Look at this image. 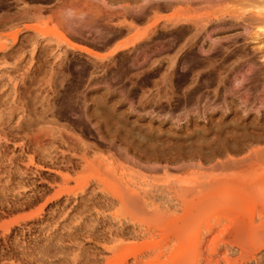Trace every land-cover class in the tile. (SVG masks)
<instances>
[{
  "label": "rangeland",
  "instance_id": "rangeland-1",
  "mask_svg": "<svg viewBox=\"0 0 264 264\" xmlns=\"http://www.w3.org/2000/svg\"><path fill=\"white\" fill-rule=\"evenodd\" d=\"M173 1L158 14H225L203 21L194 37L195 30L184 25L160 28L162 38L142 39L120 56L138 64L131 80L117 82L115 65L88 74L75 106L93 111L104 105L118 121L100 127L91 120V133L77 125V115L65 119L55 111L66 85L58 87L62 77L50 71L58 56L63 62L54 71L74 63L92 65L89 54L64 51L58 6L70 7L72 0H9L11 12L25 6L42 12L40 20L11 26L2 24L6 15L0 12V45L8 46L0 51V98L5 100L0 131H21L15 139L0 140V264H122L136 258L138 264H264V8L258 10L253 0ZM88 4L119 9L129 4L139 10L125 1ZM154 11L127 19L143 30ZM25 24L42 27L49 40L33 49L27 39L35 33ZM181 30L185 36L169 45ZM65 32L99 54L133 34L126 30L114 44L102 46L90 31L76 37ZM189 38L191 52H179ZM193 55L214 60L217 68L203 71L201 91L188 102L192 88L179 86L170 66L182 71V58ZM13 100L24 107L7 121L6 106ZM47 106L55 112L40 118ZM23 117L34 119L24 121V130L16 128ZM60 132L76 138L70 141L75 167L62 169L72 177L71 192L46 202L57 189L48 182L60 178L44 168L45 153L67 148ZM35 189L45 194L28 202Z\"/></svg>",
  "mask_w": 264,
  "mask_h": 264
},
{
  "label": "bare ground",
  "instance_id": "bare-ground-1",
  "mask_svg": "<svg viewBox=\"0 0 264 264\" xmlns=\"http://www.w3.org/2000/svg\"><path fill=\"white\" fill-rule=\"evenodd\" d=\"M21 0H18V2ZM40 1V0H35ZM42 1H51V0H42ZM125 1L133 3L138 5L139 10L130 9L129 4L127 5H121L120 9L117 7H111L109 6H97V7H91L88 2L89 0H72L71 4H68L70 7H67V5H64L60 3L58 6L59 11H61V16L58 19L57 26L63 27L64 31H61V36L66 41V47H65V53L67 52H83L89 54V56L92 59V65L87 66L86 64H78L74 63L71 66H68L66 71H54L58 65H61L63 62V56H58L59 62L56 63V66H51L50 71L54 73H58L60 77H62L61 81L58 84V87H62L63 84H66L64 89L62 90V95L60 96V106L55 110L57 111L58 115L61 118L69 119L70 115H77L78 119L76 120L77 125H79L82 129L86 130L88 133H91L92 130L90 128L89 122L91 120L97 119L96 121L101 127V125L105 124L106 126L110 122L117 123V119L114 115H110L107 113V109L104 105L97 106L93 109V111L89 110L90 106H87V109H83L84 111H81L80 108L77 109L74 102H77V100H74V96H76L79 92H81L80 88L83 85V81L85 77L88 74H94L97 71H102L109 69L111 65H115L117 67V71L115 73L114 79L117 82H122L125 78L132 79V71L134 67L138 66L136 64L135 60H130L126 57L120 58V56L124 52H128L130 50H135L138 44L142 39L150 38L153 35L158 38L164 37V33L160 32V28L162 29H168L169 31H172L174 27H183L184 25L191 26L195 30V33L193 34V37L198 34L200 31V24L203 21H208L210 19L214 18H220L225 12L223 10H219L216 12L208 13L203 16L195 17L190 16L187 14H183L182 10H179V12H176L172 16H165V15H159L158 12L162 9H168L172 8L175 4L173 0H115L116 3ZM254 2H258V4H255V7L260 10L261 8H264V0H253ZM17 2V3H18ZM25 2V0H24ZM81 4H88L89 7H83L80 6ZM107 5V3L105 2ZM11 4L9 0H0V12L2 11L5 13V20L2 22V24L5 25H14L17 23L24 22L26 20H40L42 17V12L38 9L32 10L29 7H23L19 9L18 11L11 12ZM155 10L154 15L149 18L148 23L143 30H137L136 27L132 24V22L128 21V17H132L135 20H140L143 17H147L149 14V10ZM157 11V12H156ZM120 16H123V19H120V21L115 24V27H112L111 24L114 22V20L119 18ZM119 27V28H118ZM24 28L26 30L32 31L35 34H32L28 37V42L33 45V49L37 48L39 45H41L42 40L48 41V34L46 30H44L39 25H29L25 24ZM92 32V40L96 43H99L102 46H110L115 43V41L123 35V33L127 30L128 33H132L128 37V39L124 42H121V44H118L111 49V51L107 54H99L94 50L89 49L87 46L81 44H77L75 42H72L68 37L67 33L69 35H72L74 37L76 36H83L86 34V30ZM125 29V30H124ZM264 30V27L261 28ZM21 29L17 30L15 36L13 37V43H17L19 40V36L21 33ZM259 35V34H256ZM185 36V31L181 30L179 33L175 34V36L172 39H169V45H172L175 41L180 40V38H183ZM258 37V36H257ZM192 38H189V40L180 46V50H183L184 52H191V46L193 45L191 43ZM8 49V46L5 44L0 45V51H5ZM9 52H6V55ZM57 56V55H55ZM189 63V64H188ZM171 72L178 74L177 84L179 86L190 84L191 91L188 93V102H191L199 92L201 91V84H199L202 76L203 71L208 68H217L215 65L214 60H204V59H198L197 56H189L182 58V71H179L177 68V65L171 64L170 66ZM216 71H220L219 69H216ZM197 75V79L194 78V76ZM210 78V77H209ZM169 81H173L172 77L171 79H168ZM170 85V84H169ZM176 85V84H175ZM171 87V86H170ZM172 88V87H171ZM174 93V92H173ZM59 94V93H58ZM200 97V96H199ZM5 103V100L0 98V108L3 107ZM24 106L21 105V103L16 100H13L12 103L8 104L6 106L8 111V117L7 121H12V115L15 109L23 108ZM54 106L49 107L47 106L46 109L42 110V113L40 114V118L44 116V114L48 112L54 113L53 111ZM35 116L37 113H33ZM19 119H22L21 117ZM116 120V121H114ZM24 121H34V119L30 120V117L26 119L23 117V121L16 122V128H20L24 130V126L27 124V122ZM10 126V125H9ZM11 127V126H10ZM14 127V126H12ZM0 140L9 141L12 139L17 138L18 134H21V131H18L17 133L12 132L10 129L7 130L5 128L4 130L0 131ZM59 138L61 142L68 143L67 148H64V150H58L57 148L55 151L50 153H45L46 151L45 147H41V151L45 153L46 157H49V160L47 161L48 167L51 170H54L60 178V182H58L56 179H54L52 182H48L49 185L56 186V193L50 197H47L46 202L51 200H57L59 199L63 194H69L71 191L69 190V180L72 178L70 173H64L62 169H71L75 167V157L76 152H74L73 147L70 145V141L73 142L76 140V138L67 133V132H60ZM37 139V136L34 138ZM39 148V147H38ZM36 151V149H34ZM37 152V151H36ZM256 154L258 153V150H254ZM40 153V152H39ZM84 156L80 158V161H84ZM8 161L12 164L14 162L13 155L8 158ZM31 163L34 164L33 159H31ZM262 175L264 174L261 173ZM78 180V179H77ZM98 181H102V179L98 178ZM33 191V190H32ZM45 194V190L41 189H35L34 193L30 196H28L27 201L32 202L35 199H41L43 195ZM93 199V198H90ZM141 261L139 259H135L134 261L129 262L128 260L124 261L122 264H138ZM93 260H90L89 264H92ZM176 264H181L179 262H175Z\"/></svg>",
  "mask_w": 264,
  "mask_h": 264
}]
</instances>
